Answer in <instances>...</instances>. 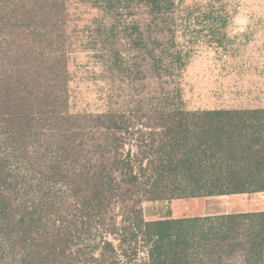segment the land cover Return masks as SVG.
I'll return each instance as SVG.
<instances>
[{
	"label": "trees",
	"instance_id": "trees-1",
	"mask_svg": "<svg viewBox=\"0 0 264 264\" xmlns=\"http://www.w3.org/2000/svg\"><path fill=\"white\" fill-rule=\"evenodd\" d=\"M124 55L109 53L119 72ZM24 92L1 121L0 149L12 152L0 155V264H264L262 210L146 220L141 207L264 192V107L188 110L164 98L131 106L135 121L110 108L94 118V142L58 124L28 156L20 137L33 136L45 99Z\"/></svg>",
	"mask_w": 264,
	"mask_h": 264
},
{
	"label": "rangeland",
	"instance_id": "rangeland-1",
	"mask_svg": "<svg viewBox=\"0 0 264 264\" xmlns=\"http://www.w3.org/2000/svg\"><path fill=\"white\" fill-rule=\"evenodd\" d=\"M160 3L151 12L142 0H0V132L18 90L45 99L33 136L20 137L28 156L58 124L94 142V118L110 108L128 114L164 98L188 110L264 107V0ZM240 35L254 44L225 47ZM114 48L125 53L124 73L109 64ZM128 115L135 121L140 113ZM11 152L0 149L8 159ZM141 207L146 220L264 211V192L145 200Z\"/></svg>",
	"mask_w": 264,
	"mask_h": 264
},
{
	"label": "crops",
	"instance_id": "crops-1",
	"mask_svg": "<svg viewBox=\"0 0 264 264\" xmlns=\"http://www.w3.org/2000/svg\"><path fill=\"white\" fill-rule=\"evenodd\" d=\"M236 29H240V30H242L243 28L242 27H238V28H236ZM235 41L236 42H233L232 41V43H230L228 46L226 45L225 47L226 48H228L229 46H231V47H240V46H242V45H240V44H238L240 41H242V42H245V41H248V43H249V45H253L254 44V42H255V39H253V37L252 36H250V37H248V38H245L244 36H237V37H235ZM214 108H212L211 110H213ZM200 110H209V109H200ZM248 211H251V210H248ZM252 211H255V210H252ZM263 211V210H262ZM225 213V212H224ZM226 213H230V212H226ZM212 214H216V213H212ZM211 213H205V214H203V215H212ZM182 217H190V216H182ZM173 218H179V217H173Z\"/></svg>",
	"mask_w": 264,
	"mask_h": 264
}]
</instances>
